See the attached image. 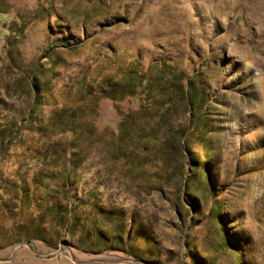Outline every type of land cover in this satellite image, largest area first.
I'll return each instance as SVG.
<instances>
[{
	"label": "rangeland",
	"instance_id": "374dc122",
	"mask_svg": "<svg viewBox=\"0 0 264 264\" xmlns=\"http://www.w3.org/2000/svg\"><path fill=\"white\" fill-rule=\"evenodd\" d=\"M0 264H264V0H0Z\"/></svg>",
	"mask_w": 264,
	"mask_h": 264
}]
</instances>
